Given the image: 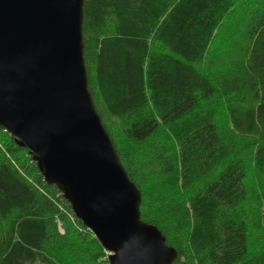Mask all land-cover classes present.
I'll return each instance as SVG.
<instances>
[{"label": "trees", "instance_id": "16d2710c", "mask_svg": "<svg viewBox=\"0 0 264 264\" xmlns=\"http://www.w3.org/2000/svg\"><path fill=\"white\" fill-rule=\"evenodd\" d=\"M249 5L241 76L232 69L236 78L226 83L232 93L242 90L244 107L231 108L230 100L224 119L236 140L260 136L255 164L264 176V0ZM233 9V0L84 2L89 92L141 193L142 221L178 252L173 264H264L250 249L245 162L213 120L218 106L204 112L222 86L199 66ZM125 119L132 122L122 143L108 125ZM134 148L146 150L144 169ZM107 253L30 151L0 126V264H110L101 260Z\"/></svg>", "mask_w": 264, "mask_h": 264}, {"label": "water", "instance_id": "95a60500", "mask_svg": "<svg viewBox=\"0 0 264 264\" xmlns=\"http://www.w3.org/2000/svg\"><path fill=\"white\" fill-rule=\"evenodd\" d=\"M85 0H0V126L110 254V264H173L141 219L131 182L88 88Z\"/></svg>", "mask_w": 264, "mask_h": 264}, {"label": "rangeland", "instance_id": "374dc122", "mask_svg": "<svg viewBox=\"0 0 264 264\" xmlns=\"http://www.w3.org/2000/svg\"><path fill=\"white\" fill-rule=\"evenodd\" d=\"M251 1L252 0H233V11L226 16L222 27L216 31L215 39L210 46L209 53L204 62L199 66V69L204 74H207L212 82H215L217 86H219V84L222 86V91L218 98L214 100V102H210L206 105L204 104V112H210L211 107L215 108L218 106L214 110L215 113L213 120L218 127L221 126L222 133H228V130L229 132L231 130L230 127H227L224 119V117H228V110H230V103L228 102L231 100V108L242 109L244 107L240 106V101H242L243 96L242 90L239 89L238 92L232 93L233 90L230 85L236 78L237 73V76L240 78L241 75H239V71L242 69V63L246 57L248 43L247 36L245 35V20L243 18L249 16V12L247 11V13H245L244 8H246L245 10H248ZM232 69L237 70L236 75H234ZM228 82L230 85L226 84ZM227 87L229 90H227ZM244 96L246 98L245 102H248L249 97L245 95V93ZM131 122V119L119 121L111 120L109 122L108 127L115 140L124 143V130ZM230 136H233L231 143L227 144L230 152L237 148V157L241 159L243 158L242 160L245 162L247 168L245 178L247 195L242 206H244L249 216L248 224L251 254L252 256L254 255V257H258L259 255H264V176L255 164V150L257 146L260 145L261 139L260 136H240L239 139L236 140L238 136L235 134L230 135V133H228L226 139L228 140ZM252 140H256L257 143L254 145L251 143ZM248 143L249 146L246 147ZM132 151L137 154L135 157H137L138 165L144 169V162L147 154L144 151L146 150L134 148ZM230 154L231 153H229V156ZM145 167L147 169V167L150 166L146 164ZM167 176L165 175L161 177V181L169 183L170 180ZM207 176H211V174L208 173ZM59 229L64 233L61 224H59ZM109 256L110 254L107 253L101 260H103V262H109ZM188 256H190L189 253ZM197 260L200 263V260Z\"/></svg>", "mask_w": 264, "mask_h": 264}]
</instances>
